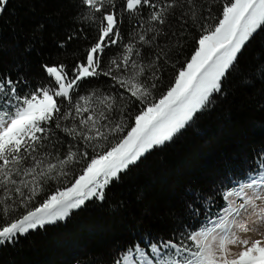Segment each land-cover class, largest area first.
<instances>
[{
    "label": "trees",
    "instance_id": "trees-1",
    "mask_svg": "<svg viewBox=\"0 0 264 264\" xmlns=\"http://www.w3.org/2000/svg\"><path fill=\"white\" fill-rule=\"evenodd\" d=\"M234 2L0 0V124L45 93L54 98L35 137L0 152V264H122L137 251L196 252L193 235L223 216L226 195L264 173V23L170 141L65 218L16 225L126 139ZM108 16L115 24L105 34Z\"/></svg>",
    "mask_w": 264,
    "mask_h": 264
},
{
    "label": "rangeland",
    "instance_id": "rangeland-1",
    "mask_svg": "<svg viewBox=\"0 0 264 264\" xmlns=\"http://www.w3.org/2000/svg\"><path fill=\"white\" fill-rule=\"evenodd\" d=\"M85 1L93 6L103 0ZM107 23L105 34H110L114 18L108 16ZM263 23L264 0H235L226 9L220 25L202 40L173 89L138 118L126 139L107 155L94 160L75 185L52 198L41 214L16 225V230L54 221V215L65 218L71 209L100 195L111 179L141 156L170 141L204 106L236 54ZM94 57L95 51L90 54L88 66L82 67L81 78L90 75ZM51 72L60 83V92L69 93L61 74L55 69ZM53 109L54 98L48 93L19 108L15 118L0 124V152L13 143L34 138L36 126L48 119ZM225 200L227 208L223 216L193 235L192 248L196 245V252L176 251L172 255L156 250L153 255L145 256L137 251L128 255L123 264H264V173L241 184ZM14 233L10 230L4 237Z\"/></svg>",
    "mask_w": 264,
    "mask_h": 264
},
{
    "label": "crops",
    "instance_id": "crops-1",
    "mask_svg": "<svg viewBox=\"0 0 264 264\" xmlns=\"http://www.w3.org/2000/svg\"><path fill=\"white\" fill-rule=\"evenodd\" d=\"M12 143V142H11Z\"/></svg>",
    "mask_w": 264,
    "mask_h": 264
}]
</instances>
